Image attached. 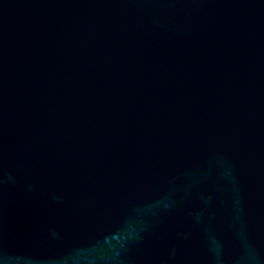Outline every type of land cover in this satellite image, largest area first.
I'll return each instance as SVG.
<instances>
[{
    "label": "water",
    "instance_id": "obj_1",
    "mask_svg": "<svg viewBox=\"0 0 264 264\" xmlns=\"http://www.w3.org/2000/svg\"><path fill=\"white\" fill-rule=\"evenodd\" d=\"M0 264H264V0H0Z\"/></svg>",
    "mask_w": 264,
    "mask_h": 264
}]
</instances>
